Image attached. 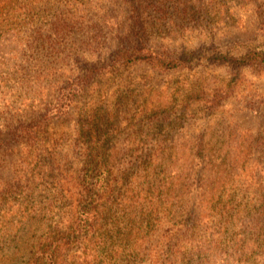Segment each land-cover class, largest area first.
Here are the masks:
<instances>
[{"label":"rangeland","instance_id":"obj_1","mask_svg":"<svg viewBox=\"0 0 264 264\" xmlns=\"http://www.w3.org/2000/svg\"><path fill=\"white\" fill-rule=\"evenodd\" d=\"M95 4L96 0H87L77 7L95 11ZM176 6L193 7L202 16L183 18V15L173 13ZM207 10L210 14L205 12ZM51 13L49 9L39 10L42 18L51 17ZM169 16L156 37L169 47L177 46L178 50L183 44L188 49H195L190 58L194 61L191 66L159 71L143 62L123 66L116 73L108 70L97 82L98 90H91L87 98L81 100L93 113L107 109L113 116L115 151L119 155L115 154L116 165L122 166L121 156L122 161L130 160L129 154L140 152L141 140L165 155L155 163L159 164L156 166L158 175L151 170L150 181L142 175L140 192H129L124 197L131 202L129 196L136 195L137 203L138 199L146 197L142 199L143 205L133 213L137 223L131 222L127 212L120 209L127 225L125 221L121 222V228L110 224L111 233L118 235L117 230L121 233L114 244L118 250L111 261H117L116 264H154L157 247L166 246L161 260L168 263L173 257L167 250L176 243L181 250L187 249L193 264L260 263L255 256L264 245V218H260L257 211L264 208V60L251 55L264 56V0H177L172 2ZM171 21L179 22L181 26L172 31ZM32 51L22 50L15 40L10 43L0 35V105L8 106V99H22L16 97L19 92L13 91L12 86L22 75L23 67L32 69L38 56L35 50ZM225 55L233 57L234 62L216 59ZM85 59L92 63L100 56L94 58L87 53ZM68 69L77 74L87 72L84 63ZM27 90L26 87L22 90V97L27 96ZM25 103L23 98L22 108L26 107ZM2 109L0 122H5ZM32 109L28 108L26 115ZM34 109L38 111V106ZM79 116V108L75 107L66 116L50 123V134L58 140L61 157L73 153ZM158 119H164L170 125L159 128L160 134L148 133L150 128L145 123ZM4 138L7 136L0 135L3 141L0 143L1 156L7 151ZM202 139L204 156L199 149ZM10 147L8 152L15 146ZM21 148V145L16 147L13 158L3 153L5 161L0 166L3 182L11 181L19 169ZM73 165L78 167L79 163L73 161ZM133 167L130 165L129 169L132 171ZM154 176L169 183L172 181L171 190H167L168 184L155 182ZM160 198L169 202L157 209ZM17 201L18 195H8L4 202L6 211L0 210L3 219L0 231L5 228V221L13 217L9 227L1 231L3 235L11 234L5 235L0 242V257L14 251L10 252L9 245H15L26 256L12 262L6 258L0 261L1 264H26L35 243L44 237L46 227L51 223L50 212L36 208V202L28 217L23 216L21 206L12 207L16 209L15 215L11 206L13 202L18 205ZM149 202H153V207ZM221 209L225 210L224 215L218 212ZM157 217L159 224L152 226ZM144 218L150 224L143 221ZM249 219H256V225ZM15 231L19 236L9 241ZM153 231H156L155 235L144 245L139 242L140 246H135L134 240H127L126 234L139 233L141 239L144 233ZM236 238L248 254L234 260L231 243ZM107 245L111 246V243ZM84 256L81 254L80 259Z\"/></svg>","mask_w":264,"mask_h":264},{"label":"trees","instance_id":"obj_2","mask_svg":"<svg viewBox=\"0 0 264 264\" xmlns=\"http://www.w3.org/2000/svg\"><path fill=\"white\" fill-rule=\"evenodd\" d=\"M174 1L177 0H96L94 7L97 10L86 11L77 6L87 3V0H0V35L10 43L15 40L22 50H35L38 54L32 63V69L29 71L23 67L22 75L18 77L16 85L12 86L13 91L19 92L16 97L22 99H8V106L0 105L7 119L0 122V135L7 136L2 139H6L7 146V151L3 153L13 158L16 147L23 146L19 149V169L13 179L3 182L0 178V210L6 211L4 202H7L8 195L12 197L16 194L18 205L13 202L11 208L17 209L21 206L24 217H28L29 212H32L34 202L37 203L36 208L49 211L51 216L50 226L46 227L44 237L35 243V248L25 261L26 264L117 263H112L111 257L118 250L114 244L121 233L119 230L116 231L118 235L111 233L110 224L121 228V222L125 221V218L120 209L127 212L131 222L137 223L133 213L143 205L142 199L146 197L138 199V203L136 195L129 196L131 202L124 197L129 192H140L142 175L148 181L151 178V170L158 175L156 166L159 164L155 163L165 155L161 151L153 150L152 145L147 142L144 144L141 140V151L129 154L130 160L122 161L121 156L119 161L122 166L116 165L115 154L118 153L115 151L116 135L111 123L113 116L107 109L93 113L91 107L86 105V102L81 103V100L86 99L91 90H98L97 82H100L108 70L116 73L123 66L129 67L143 62L159 71L191 66L194 61L190 58L195 49H188L183 44L178 50L177 46L169 47L156 37L165 21L170 18ZM41 9L52 10V16L42 18L39 14ZM174 9L173 13L183 15V18L188 16L194 19L196 15L202 16L200 11L193 7L176 6ZM205 12L210 14L209 10ZM171 23L172 31L181 26L179 22ZM87 53L94 58L99 55L100 59L89 63L85 59ZM251 56L264 60V56ZM216 59L232 62L235 60L227 55L217 56ZM77 63H84L87 72L77 74L68 69L72 66L75 68ZM25 87L29 90L25 93L27 96L22 97L21 92ZM23 98L26 100L24 108ZM36 106L38 111L34 109ZM75 107L79 108L80 116L72 145L73 153L61 157L58 140L53 139L49 126L52 121L66 116ZM28 108L33 109L26 115ZM145 125L150 128L148 133L160 134L159 128L170 123L158 119ZM149 137L154 140L153 135L149 134ZM1 142L3 141L0 140ZM203 143V139L199 141L201 156L205 155ZM12 145L15 147L8 152ZM3 153L0 155V166L5 161ZM73 161H77L79 166L74 167ZM130 165L135 166L132 171L129 169ZM152 178L155 182L168 184L167 190H171L172 181L169 183L157 176ZM164 199L160 198V203H156L157 209L169 202ZM115 202L118 204L113 205ZM149 206L153 207V202H149ZM16 209L12 208L11 211L15 215ZM221 210L218 212L224 215L225 210ZM257 211L259 217L264 218V208ZM256 218L258 219V216ZM12 220L13 217L10 216L5 221L2 232L9 227L8 223ZM159 220L157 217L152 226L159 224ZM2 221L0 215V224ZM143 221L150 224L145 218ZM255 221L256 219L251 221L253 225H256ZM125 222L127 225V221ZM1 231L0 242L5 235L11 234L7 232L3 235ZM155 232H146L141 239L139 233L126 235L127 240H134V245L140 246L139 242L144 245ZM16 236H19V232L15 231L9 241L14 240ZM188 236L186 235V238ZM135 237L137 239H134ZM110 243L111 246H108ZM174 245L167 250L173 257L168 263L161 260L162 250H166V246H160L159 249L157 247L154 264H193V258L187 253V249L181 250L176 247V243ZM199 246L201 247L200 244ZM231 246L234 260L248 254L238 238L233 239ZM93 249L95 250L92 251ZM9 250L10 255L1 256L0 261L7 258L8 262H12L26 256L25 252L17 250L15 245H9ZM194 251L195 249L193 253ZM259 251L255 257L260 262L257 264H262L264 245ZM81 254L85 255L82 260ZM231 254L229 256L232 260Z\"/></svg>","mask_w":264,"mask_h":264}]
</instances>
